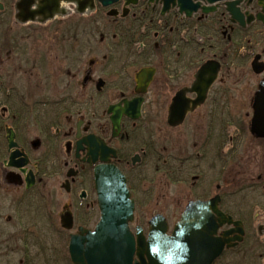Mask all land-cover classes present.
<instances>
[{"label":"flooded vegetation","instance_id":"1","mask_svg":"<svg viewBox=\"0 0 264 264\" xmlns=\"http://www.w3.org/2000/svg\"><path fill=\"white\" fill-rule=\"evenodd\" d=\"M263 83L264 0H0V264H73L99 166L133 232L171 234L139 215L169 189L218 197L212 264H264Z\"/></svg>","mask_w":264,"mask_h":264},{"label":"water","instance_id":"2","mask_svg":"<svg viewBox=\"0 0 264 264\" xmlns=\"http://www.w3.org/2000/svg\"><path fill=\"white\" fill-rule=\"evenodd\" d=\"M257 97L264 102V83ZM262 107L256 109L251 131L264 138V103ZM95 172L101 218L94 231L80 228L72 236L73 264H212L218 258V198L189 205L171 236L160 215L150 221L147 236L141 227L134 234L135 202L126 177L112 166H99Z\"/></svg>","mask_w":264,"mask_h":264},{"label":"rangeland","instance_id":"3","mask_svg":"<svg viewBox=\"0 0 264 264\" xmlns=\"http://www.w3.org/2000/svg\"><path fill=\"white\" fill-rule=\"evenodd\" d=\"M8 85V84H7ZM175 138L178 140H181V142H184L186 137H185V131L178 132L175 135ZM172 189V188H171ZM163 194V193H162ZM160 194V196L162 195ZM180 198V199H179ZM179 199V200H178ZM162 205L161 208H155L154 204L148 205L145 208H141L139 210V215H146L144 219L150 218L151 216L155 215L157 212L164 213L172 222H175L180 218V213L181 211L184 210V197L181 199L180 193H177L174 191V189L171 190L169 189L167 193L165 194V197L161 200ZM144 207V206H142Z\"/></svg>","mask_w":264,"mask_h":264}]
</instances>
